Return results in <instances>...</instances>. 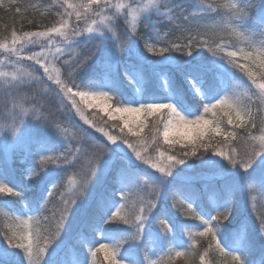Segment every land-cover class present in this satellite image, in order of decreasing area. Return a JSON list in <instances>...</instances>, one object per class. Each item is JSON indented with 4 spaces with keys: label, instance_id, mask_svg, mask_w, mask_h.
I'll return each mask as SVG.
<instances>
[{
    "label": "snow or ice",
    "instance_id": "1",
    "mask_svg": "<svg viewBox=\"0 0 264 264\" xmlns=\"http://www.w3.org/2000/svg\"><path fill=\"white\" fill-rule=\"evenodd\" d=\"M13 6L0 264H264V0Z\"/></svg>",
    "mask_w": 264,
    "mask_h": 264
},
{
    "label": "trees",
    "instance_id": "2",
    "mask_svg": "<svg viewBox=\"0 0 264 264\" xmlns=\"http://www.w3.org/2000/svg\"><path fill=\"white\" fill-rule=\"evenodd\" d=\"M54 2V0H18L19 5L21 6V12L23 13L24 10V6L27 5H50ZM53 11H55L53 9ZM32 18H36L40 21H42L43 23H47L48 21V17L44 16L41 17L38 15V13H34L33 10L30 8L28 10V13L24 16L21 15H17L15 13V6L12 7V10L10 11L7 7V2H5V7H0V34H4L7 35L8 32L11 30V27L14 26L16 28V30L19 31H23V30H34L35 29V25H29L26 22H24L23 24L21 23L22 20H26V19H32ZM8 26V28L6 29L5 26ZM4 56L0 55V59H3ZM99 112V111H98ZM100 115H103L105 119H108L106 114H103L101 112H99ZM97 239H99V236H97ZM100 243H106V241L104 240H99ZM101 259L103 258V252L101 251L99 253ZM182 264V262H181Z\"/></svg>",
    "mask_w": 264,
    "mask_h": 264
},
{
    "label": "rangeland",
    "instance_id": "3",
    "mask_svg": "<svg viewBox=\"0 0 264 264\" xmlns=\"http://www.w3.org/2000/svg\"><path fill=\"white\" fill-rule=\"evenodd\" d=\"M5 2H7V0H5ZM97 111H99V109H97ZM101 113H103V112H101ZM103 114H106V113H103ZM118 115L119 114H117V117H118ZM114 118H116V117H114ZM102 252H103V250H102Z\"/></svg>",
    "mask_w": 264,
    "mask_h": 264
}]
</instances>
